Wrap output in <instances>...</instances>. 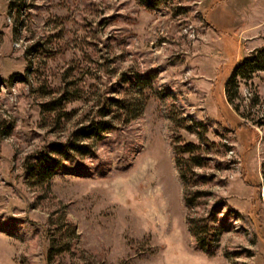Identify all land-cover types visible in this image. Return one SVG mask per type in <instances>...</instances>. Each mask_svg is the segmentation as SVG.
I'll use <instances>...</instances> for the list:
<instances>
[{
	"label": "rangeland",
	"instance_id": "obj_1",
	"mask_svg": "<svg viewBox=\"0 0 264 264\" xmlns=\"http://www.w3.org/2000/svg\"><path fill=\"white\" fill-rule=\"evenodd\" d=\"M263 46L264 0H0V264H264Z\"/></svg>",
	"mask_w": 264,
	"mask_h": 264
},
{
	"label": "trees",
	"instance_id": "obj_2",
	"mask_svg": "<svg viewBox=\"0 0 264 264\" xmlns=\"http://www.w3.org/2000/svg\"><path fill=\"white\" fill-rule=\"evenodd\" d=\"M258 72H264V46L261 49L255 50L253 53H251L249 56L241 60L233 69L231 72L229 78L227 79L225 83V96L227 103L229 105H234L235 101H238L240 98V83L242 81H249L252 79L253 75ZM117 106H119V103H115ZM121 104V103H120ZM123 104V103H122ZM124 105V104H123ZM119 109H123L125 114V118L122 120L123 123L127 124L131 122L132 120L137 119L141 116L143 111V106L140 105L139 107L135 109H130L129 107H119ZM234 110L238 111V108L234 106ZM111 129V126H109V123L106 121L97 122L94 125H91L90 131L84 134L83 137L90 139V138H100L101 135ZM80 149H83L81 147ZM196 148L193 145H187L184 147L183 150H181V153L185 154H193ZM83 154H86L87 152H82ZM191 163L189 165L190 171L193 167H200V158L198 157H192L190 160ZM176 167L178 169L179 175L181 180L185 183V171L182 168L181 161L176 159ZM186 205L188 207H191L192 204L190 200L186 199ZM190 230L192 232L193 237L196 239L198 244L204 245L203 240L200 238L202 235H217L216 229L214 226L206 225V226H196L193 222H190ZM216 240V238H215Z\"/></svg>",
	"mask_w": 264,
	"mask_h": 264
}]
</instances>
